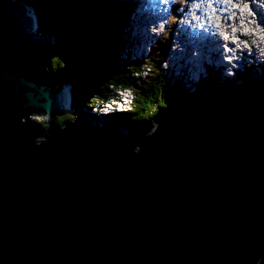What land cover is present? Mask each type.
Here are the masks:
<instances>
[{
    "label": "water",
    "instance_id": "obj_1",
    "mask_svg": "<svg viewBox=\"0 0 264 264\" xmlns=\"http://www.w3.org/2000/svg\"><path fill=\"white\" fill-rule=\"evenodd\" d=\"M33 10L0 0V264L262 258L264 77L178 104L140 132L87 104L63 126L54 116L73 114L71 86L56 90L57 35Z\"/></svg>",
    "mask_w": 264,
    "mask_h": 264
},
{
    "label": "trees",
    "instance_id": "obj_2",
    "mask_svg": "<svg viewBox=\"0 0 264 264\" xmlns=\"http://www.w3.org/2000/svg\"><path fill=\"white\" fill-rule=\"evenodd\" d=\"M18 2H28L35 6L39 19H45V24L50 25V29L57 35V45L49 52L47 68L55 78L56 90L64 85L71 86L72 101L75 103L73 114H55V120L60 125L64 126L66 120L73 119L86 104L92 111L96 104L112 95L115 89L124 88L134 95V111L116 114L115 119L132 129L139 126L152 127L176 105L214 91L221 79L212 70L195 90H189L181 79L172 78L163 70L161 63L169 53V38L172 37L177 19L170 25L169 33L156 42L148 56L132 58L125 53L129 25V13L126 10H130L128 2L127 5H120L119 0H110V3L106 0ZM38 3L42 5L38 6ZM185 4L184 0L179 7L182 9ZM162 40L168 41V44ZM248 68L237 78H251ZM212 81L214 83L204 90V84ZM235 82L224 80V84L229 86ZM92 99L96 101L93 104ZM37 122L45 126L44 121ZM260 264H264V257Z\"/></svg>",
    "mask_w": 264,
    "mask_h": 264
},
{
    "label": "bare ground",
    "instance_id": "obj_3",
    "mask_svg": "<svg viewBox=\"0 0 264 264\" xmlns=\"http://www.w3.org/2000/svg\"><path fill=\"white\" fill-rule=\"evenodd\" d=\"M124 1L119 0V2ZM167 1L133 0L131 2V0H128L130 6L134 7L133 13H135L130 18V20L132 19L129 28L131 31H129V36L127 37L129 42L131 40L130 43H132L133 50L136 51L134 48L137 47V44H140L139 48L143 47L142 52H145L148 46L156 39L158 32H160L161 24L165 23L160 17H165H163L162 12L165 9L162 10V8L166 4L168 5ZM261 1L264 2V0ZM258 2L259 0H257ZM140 3H142V12L138 13L137 5ZM185 3V6L180 11L182 14L181 19L178 20L179 16L177 18L178 21L176 20V22L180 23L176 24L175 22L173 27L172 37L175 31L177 33H175L176 38L173 40V46L171 48H174L172 52L176 55L174 59H177L175 61V69H177L179 64L177 71L180 70V73L187 77V79H195L192 76H196L199 73L201 76L210 67L223 73L228 66L232 68L237 65L236 71L238 74H241V72L243 73L241 67L250 62L257 63L261 56H264V31L262 21L264 18L260 16L257 25L256 20H253L254 17L252 19V15L249 12L245 13L240 7H234L232 0H185ZM255 6L253 7L254 10L257 9L259 15H262L264 11L260 12L258 5L255 4ZM260 7L264 8V5ZM169 8L171 7L168 6V11ZM222 8L223 10L226 8V12H222ZM227 11L234 13L235 26L233 28L226 17ZM240 13L244 17H247L246 22L243 24L237 21ZM133 28H135V34L131 33ZM224 52L230 55L225 60L223 57ZM228 60H232V62L227 63ZM261 63H264V59H262ZM261 65H254L255 69H259ZM259 72L260 70L255 75L258 78L263 77L264 75H257ZM180 73L178 72L179 75ZM95 111L98 110L96 109Z\"/></svg>",
    "mask_w": 264,
    "mask_h": 264
},
{
    "label": "rangeland",
    "instance_id": "obj_4",
    "mask_svg": "<svg viewBox=\"0 0 264 264\" xmlns=\"http://www.w3.org/2000/svg\"><path fill=\"white\" fill-rule=\"evenodd\" d=\"M19 1V0H18ZM74 1H76V0H74ZM79 1H81V0H79ZM108 3H110V0H106ZM118 1V0H117ZM122 1V0H121ZM182 1H184V0H182ZM226 1V0H225ZM113 2V1H112ZM171 2H176V3H178L179 4V0H168L167 1V3H168V5L166 4L163 8H162V10H164V11H162L163 12V17L164 18H162V17H160L161 18V20L163 19L164 20V22L165 23H163V24H161V28H160V32L158 33L159 35H158V38H160V39H163L164 38V36H165V34H162L161 35V33L166 29V27L168 26V22H167V25H166V27H165V29H164V26H165V24H166V17H167V15H168V6H170V3ZM244 2V3H243ZM24 3H28V2H24ZM134 3V2H133ZM29 4V3H28ZM135 4V3H134ZM175 4V3H174ZM174 4H173V6H174ZM255 4L256 5H258V7L260 8V12L261 11H264V8L262 7H260V6H263L264 5V2L263 1H261V0H259V2L257 3V0L256 1H254V0H232V5L234 6V7H240L242 10H244L245 11V13H248L249 11H248V8H247V6H249L253 11H254V13H255V17L254 16H252V19H253V17H254V19L253 20H256V24L258 25V21H259V18H260V16H262L261 14L259 15V11L257 10V9H255L254 10V8L253 7H256L255 6ZM31 5V4H30ZM33 11H34V13L36 12V7L35 6H33ZM133 9H134V7H133ZM166 9H167V14H166ZM128 10V9H127ZM222 10H223V8H222ZM222 12H226V8L222 11ZM263 13V12H262ZM133 14H135V13H133ZM166 14V15H165ZM249 14H250V12H249ZM181 13L179 14V18H178V20L179 19H181ZM193 15V14H192ZM254 15V14H253ZM226 17H227V19L229 20V24L232 26V28L235 26V23H234V13H232V12H229V11H227V13H226ZM257 17V18H256ZM246 18L247 17H244V15L242 14V13H240L239 15H238V17H237V21L239 22V23H241V24H243V23H245L246 22ZM256 18V19H255ZM135 19V18H134ZM132 20V19H131ZM130 20V21H131ZM177 20V21H178ZM180 22H176V24H179ZM160 24V23H159ZM260 26H261V23H260ZM159 27V26H158ZM170 25L168 26V28L166 29V30H169L170 29ZM257 27V26H256ZM134 29L135 28H133L132 29V32L131 33H134ZM150 30H151V27H150ZM129 31H131V30H129ZM130 33V34H131ZM175 33H177L176 31L174 32V34H173V37L171 38H169V40L171 39V41H169L170 42V48H169V50H170V53L168 54V57H166V59H165V61L163 60V62L161 63V67L163 68V70H165V71H167V75H169L170 77H172V78H178V79H181L187 86H188V82L189 83H191V82H193V83H196L198 80H199V77H202L203 75H205L206 73H203L201 76H199L198 77V75H196V76H192V77H194L195 79H192V78H189V79H187V77H185V76H183L181 73H180V70L179 71H177V69H179V64H178V67H177V69H175V61H177V59H174L175 57L174 56H176L175 54H174V52H172V51H174V48H171V46H173V40L176 38V36H175ZM135 34V33H134ZM154 38V37H153ZM132 39H134L133 37H132ZM135 40V39H134ZM131 41V40H130ZM162 41H164V43H166V44H168L167 42L168 41H165V40H162ZM135 42V41H134ZM177 42V41H176ZM139 46H140V44H137V47L136 48H134V49H136V51L135 50H133V47H132V44L130 45L129 44V42H128V44L126 43V46H125V53H128V55H130L131 56V53H132V55L133 56H145V55H147L148 54V52H150V49H151V47H152V44H151V46H148V49L145 51V52H142V49H143V47L142 48H139ZM248 53H249V50H248ZM224 55L225 56H229L230 57V55L228 54H225V52H224ZM181 57V56H180ZM261 58L263 59V56H261ZM259 59V62H257V63H252V62H250V63H247V65L245 64L243 67H241V69H243V72H245L246 70H247V66H249V68L248 69H250V72L251 73H253V74H256V72L258 71V70H260V68H264V63L262 64L261 63V61H262V59ZM172 59V60H171ZM225 59H227V57H224V60ZM172 61V62H171ZM197 63H199V62H197ZM252 63V64H251ZM258 64H262L261 66H259L260 68L259 69H255V66L254 65H258ZM237 66V65H236ZM172 69H171V68ZM253 67V68H252ZM168 68H170V69H168ZM203 68V67H202ZM173 69H175V70H173ZM208 70V69H207ZM222 71V70H221ZM178 72L180 73V75L178 74ZM242 73V72H241ZM237 72L236 73H233V72H231L230 74H229V76L227 77V78H229L230 76H234V78L237 76ZM259 74H262L261 73V70H260V72H259ZM259 74H257V75H259ZM240 74H238V76H239ZM222 78H224V76H226V74H225V72H223L222 73ZM237 76V77H238ZM254 76H256V75H253V76H251V77H254ZM236 77V79H235V81H237L236 82V84H238V83H241V79L239 80V78H237ZM225 79V78H224ZM224 79H222V80H224ZM232 81H234V79L232 80ZM214 83V81H212L211 83L210 82H206L205 84H204V86H203V88H204V90H207L208 88H209V86H211L212 84ZM65 86H68V85H65ZM192 87H193V85H192ZM220 89H222V88H220ZM194 90V89H193ZM219 90V89H218ZM69 100H70V97H69ZM68 100V101H69ZM129 100H128V98L126 97L125 98V102H128ZM96 101H95V99H92V104L93 103H95ZM70 104V103H69ZM74 105H75V103H73V105H72V107H74ZM97 105L98 104H96L95 105V107H97ZM69 106V105H68ZM84 111H82L81 113H83ZM68 113H70L69 111H68ZM93 113H95V112H93ZM104 114V113H103ZM34 118H36L37 120H41V121H45L44 120V117L42 116V115H39V116H37V115H35L34 116ZM136 130H138V128H136ZM141 130L139 129L137 132H140ZM150 131V130H149ZM123 132V131H122ZM127 133H128V131H127ZM262 258H260L258 261H257V263L256 264H260L261 263V260Z\"/></svg>",
    "mask_w": 264,
    "mask_h": 264
},
{
    "label": "clouds",
    "instance_id": "obj_5",
    "mask_svg": "<svg viewBox=\"0 0 264 264\" xmlns=\"http://www.w3.org/2000/svg\"><path fill=\"white\" fill-rule=\"evenodd\" d=\"M125 1H127L128 2V0H125ZM119 2V4L121 5V4H125V5H127V3L126 2ZM133 1V0H132ZM175 3V5L173 6V4ZM173 4H172V2H171V4H170V6L169 7H171V8H169V11H168V15H167V18H166V24H165V26H164V29H165V27H166V25H167V22H168V26L169 25H171L177 18H178V16H179V12L183 9V6H182V9L179 7V6H181V5H183V1L182 0H179V4L178 3H176V2H174ZM28 4V3H27ZM30 5V4H29ZM141 5H142V3H140L139 5H137L138 6V13H141V11H140V7H141ZM30 6H32V5H30ZM33 7V6H32ZM247 8H248V11L249 12H252V13H250V15H252V16H254L253 14H255L254 13V11L249 7V6H247ZM128 13H129V25L128 26H130V18H131V16L133 15V7H131L130 6V10L128 11V10H126ZM255 17V16H254ZM262 18H264V14H262V16H261ZM263 21V31H264V20H262ZM200 24H202V22H200ZM127 26V27H128ZM168 26L166 27V29L168 28ZM164 30L162 33H161V35L162 34H167V33H169V30ZM159 33V32H158ZM158 35L159 34H157V37H156V39L151 43L152 44V47H151V49H150V51L152 50V48H153V46L156 44V42L160 39V38H158ZM171 35H172V33H171ZM128 36H129V34H128ZM128 40H127V44H128ZM131 42V41H130ZM129 42V44L131 45L132 43H130ZM151 44L149 45V46H151ZM169 47V46H168ZM168 49V48H167ZM150 52H148V54H149ZM126 54H128V53H126ZM148 54L147 55H145V56H148ZM131 57H137V58H141V57H144V56H133L132 55V53H131ZM223 57H227V56H225L224 54H223ZM263 59H264V56H263ZM232 62V60H228V62L227 63H231ZM247 67H249V66H247ZM144 68H146V67H144ZM214 71L215 70V72H217L220 76H221V79L219 78V80H218V82H217V85H216V88H215V90L214 91H217L218 89L220 90V88H224V87H228L229 85L227 84V85H225L224 84V80L225 79H230V80H233L234 79V76H230L229 78H227L228 76H229V74L231 73V72H233V73H236L237 71V66H235V67H232L231 68V66H228V68L226 69V71H225V74H226V76H224V78H222L223 76H222V73L220 72V71H217L215 68H212V67H210V68H208V70H205V72L204 73H206L205 75H203L202 77H199L200 76V73L198 74V77H199V80L196 82V83H193V82H191V83H189L188 82V87H189V90H195V87L197 86V85H199L200 83H201V80L203 79V78H206L207 76H208V74H209V72L210 71ZM260 70H261V73L262 74H259V75H264V69H262V68H260ZM228 75V76H227ZM250 76H253V75H255V74H253V73H250L249 74ZM264 77V76H263ZM255 78H258L257 76H254V77H251V78H247V79H245V80H241V83L242 82H244V81H247V80H251V79H255ZM222 79H224V80H222ZM240 80V79H239ZM235 81V80H234ZM237 82V81H236ZM236 82L235 83H231L232 85H236ZM238 84H240V83H238ZM192 85H193V87H192ZM213 92V91H212ZM210 93V92H209ZM206 94V93H205ZM201 95H204V94H200V95H198L197 97H199V96H201ZM128 98V102H125V98ZM197 97H195V98H197ZM194 98V99H195ZM193 99V100H194ZM192 101V100H191ZM190 102V101H189ZM121 103H123V104H121ZM187 103V102H186ZM100 107V109L98 110V111H95V108L96 107H94L93 109H92V113L93 112H95V113H93V114H95L96 116H97V119L98 120H101V121H111V122H117L118 124H121L120 123V121H118L117 119H115V115L116 114H122V113H130V112H133L134 111V95L129 91V90H127V89H124V88H117V89H115L114 90V93H112V95H110V96H108V97H106V98H104L103 100H101L100 102H99V104L97 105V107ZM110 106V107H109ZM119 108H126V110L125 111H119ZM118 110V111H117ZM104 113V114H103ZM138 128H140V129H144V130H147V127H144V126H139ZM149 132V131H148Z\"/></svg>",
    "mask_w": 264,
    "mask_h": 264
}]
</instances>
